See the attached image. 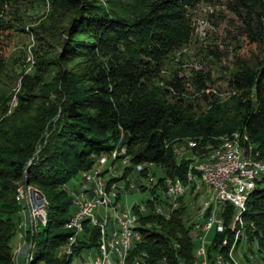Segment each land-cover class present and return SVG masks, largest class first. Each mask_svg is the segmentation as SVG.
Here are the masks:
<instances>
[{
  "label": "trees",
  "instance_id": "1",
  "mask_svg": "<svg viewBox=\"0 0 264 264\" xmlns=\"http://www.w3.org/2000/svg\"><path fill=\"white\" fill-rule=\"evenodd\" d=\"M198 1L145 0L130 13H118L88 0H50L52 12L69 13L58 53L39 62L58 68L48 82L53 98L47 106L31 99L35 83L45 77L36 65L22 77L12 112L0 118V264L12 263L10 240L22 221L21 203L15 199L21 182L44 197L46 209V223L25 236L26 244H33L29 264H66L56 254L71 235L64 224L72 197L62 186L77 172L89 171L101 153L124 147L131 164H154L166 176L184 179L191 160L175 158L176 138L195 140L188 149L200 153L220 135L238 130L247 135L248 148L250 140L252 155L264 161V56L254 65L237 61L229 80L237 97L227 108L205 92L207 74L162 76L164 60L190 35L187 8ZM236 6L246 11L248 38L264 42V0H237ZM4 68L0 57V75ZM189 87L201 93L203 108L193 104ZM243 206L234 218L232 205H227L226 228L214 237L218 247L212 245L217 253L225 252L241 231L249 241L260 238L264 247V180ZM179 213L169 219L138 217L142 236L137 251L146 253L145 264H193L194 241ZM95 237L96 231L92 242ZM260 256L255 264H264V254Z\"/></svg>",
  "mask_w": 264,
  "mask_h": 264
},
{
  "label": "rangeland",
  "instance_id": "2",
  "mask_svg": "<svg viewBox=\"0 0 264 264\" xmlns=\"http://www.w3.org/2000/svg\"><path fill=\"white\" fill-rule=\"evenodd\" d=\"M88 1L106 10H110L112 7L118 13L124 10L130 13L135 10V7H142L145 3V0ZM236 4L237 0H199L188 7L190 35L181 46L169 54L163 63L162 76L165 78H169L173 73L185 76L187 79H190L195 72L209 75L210 80L206 82L205 92L214 94L219 99L222 108L232 107L234 105L233 98L237 97L229 86V80L236 69L237 61L245 59L250 65H254L257 58L264 56V42L255 43L248 38L244 31L247 28L246 11L239 6L234 9ZM119 5L122 7L119 8ZM53 14L56 15L53 17ZM68 19L69 13L66 11L52 12L50 0H0V57L5 62L4 71L0 75V118L12 112L17 101L22 77L27 73L32 74L35 66L40 65L39 62L46 56H53L58 53L59 42L63 39L62 28H66ZM38 68H43L42 73L45 77L41 83H35L33 91L35 97H31V99L35 103L44 102V105L47 106L53 98L47 90L49 88L48 82L56 75L58 68H45L41 65ZM38 73L41 71L38 70ZM188 90L193 92V104H200L203 108L206 102L202 100L201 93L198 92L197 94V91L192 87H189ZM5 108L6 112L4 113ZM237 132L239 131L234 130L225 135ZM187 140L190 139L186 137L176 138L172 148L176 159L189 157L186 160H191V163L194 159V152L188 149ZM247 144L252 148L250 140ZM91 166L100 170L99 175L100 179L103 180L102 182L106 181L108 185H116L119 194L121 192L118 201L116 199L117 205L120 204V208L126 210H132L134 203L140 202L141 199L145 203L146 199L143 193L136 192L131 188V182L143 181L152 175L160 177L161 174L159 171L161 168L154 164H131L124 147H116L109 153H101V155L94 157ZM83 171L84 169L77 172L68 180L66 185L62 186L66 191H71L72 194L70 195L74 198H76L75 195L83 191L82 184L84 181L81 179ZM97 179L99 178L97 177ZM20 184L29 193L36 192L26 188L24 183L21 182ZM86 185L90 184L86 183ZM30 186L41 191L35 185ZM206 191L201 184L198 191L189 190L181 200H178L182 204L180 205L181 221L190 228V233L192 227L193 232H197V224L194 222L197 212L186 214V210L189 209L190 205H194L198 209L205 200L204 193ZM87 195L91 196V193ZM187 196H192L191 201ZM72 209L73 205L71 204L69 212ZM99 212L102 214L103 209L100 208ZM114 226L115 223L111 216L107 230L111 231ZM42 227H39L38 230ZM25 229L26 226L23 227L22 223H18L16 232L10 240L11 253L13 254L11 264L24 263L27 253L25 245L23 246L25 249L19 255H16V251L25 239V235L28 237L31 233ZM212 232V230L208 232L207 236L213 234ZM65 244L67 243L64 242L62 246ZM78 245H81L78 249L80 251L87 244L83 242L82 237H78L77 245L75 247L73 245V247L76 249ZM247 245L248 243L246 244V240L243 238L240 247L246 248ZM56 254L62 261L68 259L61 254V248L59 251L56 250ZM241 259L245 264V260Z\"/></svg>",
  "mask_w": 264,
  "mask_h": 264
},
{
  "label": "built area",
  "instance_id": "3",
  "mask_svg": "<svg viewBox=\"0 0 264 264\" xmlns=\"http://www.w3.org/2000/svg\"><path fill=\"white\" fill-rule=\"evenodd\" d=\"M245 136L244 132L239 131L237 139H233V143H236V151H231L230 154H221V159H224V166L214 167L210 174H204L205 186H210L214 190V199L207 200V206L204 208L206 216H209V226L205 227L204 234L197 245L199 264H218L216 250L212 253L208 251L213 242V237H208L207 233L211 230L220 232L225 228L223 211L226 203H231L237 212L241 200L247 195V191L252 190L258 181L264 179L262 174L253 169L252 148H246ZM240 158H251V165H240ZM196 172H202V170L192 169L193 182H195ZM99 173V169H91V175H84L83 172V179L88 183L90 176H98L99 189H92L90 185H84V190L75 195L74 212L66 222L67 228L73 230V236L70 237L68 244L62 248V253L66 256L72 253L71 244L76 237L75 221H82L83 225L86 221L88 225L99 228L97 248L93 254L88 250V257L81 262L72 258L68 264H130L128 262V250L136 245L135 237L142 236L138 229V215L131 210L121 209L120 205L116 204V186L102 182ZM151 180H153L152 177H150ZM130 185L133 190H138L141 186L140 181L131 182ZM145 189L148 191V198L152 201L150 208L152 213L160 215L172 213V206H170L172 189L169 177H166L162 184L157 185L155 190H148V184H145ZM158 189H165L167 198H159ZM88 193H91V196H88ZM187 197L191 201L192 196ZM22 200L26 204L32 228L37 222H41V204L30 196L22 195ZM103 203H110V206L116 209V217L113 218L115 226L111 231L107 230L110 218L106 217V212L102 214L99 212L100 208L103 209ZM138 208L139 212L144 213V209L148 207L141 204ZM116 224H124V235H116ZM222 243H224V239ZM229 251H234V248L227 249V252ZM256 252L257 248H253L252 260L256 259ZM209 254L212 260H209Z\"/></svg>",
  "mask_w": 264,
  "mask_h": 264
},
{
  "label": "bare ground",
  "instance_id": "4",
  "mask_svg": "<svg viewBox=\"0 0 264 264\" xmlns=\"http://www.w3.org/2000/svg\"><path fill=\"white\" fill-rule=\"evenodd\" d=\"M240 132H244V131H240ZM237 133H232L231 135H228V136L225 135L224 137H218L217 142L215 144L207 143L206 146L203 147V149H204L203 152H200V153H198V151L194 152L193 153L194 159L192 160L191 163L188 164L184 179H180L178 177H169L168 175L166 176L163 173V171L160 169L159 170L161 173L160 177H157L156 175H152V176H150L153 178V180H151V181H150V177H148L147 179L145 178L146 180L140 181V185H141L140 188L138 190H134L136 192L143 193V196H145V198H146L145 203H143L142 199H141L140 202L134 203V207H132L131 211L135 212L138 215V217H143L144 216L143 214H149V215L160 216V217H163L164 219H169L171 217L172 213L176 212L177 210L180 212L179 216H181L180 205H182V204H180V202L178 200H181L183 198V196L186 194V192H188L189 190L198 191V189H200L201 184H202V186H204V189L207 190L206 193H204V197L205 196L206 197H205V200L201 203L200 207L197 209L196 206L190 205L189 209L187 208V210H186L187 213L185 211L186 214H190V213L195 212V211L197 212V217L194 219V222L197 224V229H196L197 232H193V227H192V232H191L192 238L194 241L193 264H199V254H198V250H197V245H198V242H199L201 236L204 234L205 227L209 226V216H206V210L204 208H205V206H207V200H213L214 199V190L212 188H210V186H205L204 174H210L211 171L214 169V167L224 166V159H221V154H230L231 151H236V143H233V139H237ZM187 144H188V147H195L196 141L190 139ZM190 156H191V154H190ZM240 165H251V158H240ZM252 166H253L254 171H256L257 173L262 174L264 176V162H263V160L257 159L255 156L252 155ZM88 168L95 169L93 166L88 167ZM91 169L89 171H85L84 175H91ZM192 169L193 170H202V172H197V176L195 175V182L192 181ZM97 177L98 176H90L89 177V184H90L92 189H99V179H97ZM166 177H169L171 189H172V193L170 196V206H172V213L170 215L154 214L151 212V209H150L152 206V201H150V203H148V200H150V199L148 198V191H147V189H145V184H148V190H155L154 187H156L159 184H162V182L164 181V179H166ZM81 179H82V181H84L82 186H84V185H86V183H88L83 179V173H82ZM262 180H264V179H262ZM262 180H260V181H262ZM258 182L256 183V185L258 184ZM251 191L252 190L247 191L246 197L250 194ZM69 193L72 194L71 191H69ZM120 194H121V192H120ZM120 194H119V191L117 190V197H116L117 201H118ZM126 194H128V193H126ZM22 195L23 196H30L33 199H35L38 203L41 204V212H42L41 222H37L34 225V227H32V228L30 225V220H29L26 204L22 200ZM158 196H159V198H167V191L165 189H158ZM245 198L243 200H241V203H240L239 209L237 210V213L244 210L243 203H244ZM15 199L19 203H21V208L19 209L20 210L19 213L23 214L22 215L23 219H22L21 223H22L23 227L26 226L25 231H30L31 232L30 234H32L34 229L40 223L41 224L46 223L45 201H44V197L41 194H39L38 192H34L33 194H31L28 191H26L25 188L20 184V185H17V187H16ZM71 200H72L71 204L73 205V209L69 213L68 220L72 216V214L74 212V204H76V198L72 197ZM116 204H117V202H116ZM141 204L148 207L147 209H144V213L139 212L138 207ZM228 204L232 205L231 203L227 202L225 205V209H226ZM186 207H188V206H186ZM232 207H233V205H232ZM23 209H24V211H23ZM225 209L223 211V215H224ZM233 210H234L233 216L235 218L236 210L234 209V207H233ZM103 212H106L107 218H110L111 216H112V218L116 217V209L113 206H110V203H103ZM238 220H239V224L242 226L241 218H239ZM66 222L64 224V228L71 231V235L66 240V243L68 244L70 237L73 236V230L67 228ZM138 225H139V220H138ZM225 228H226V226H225ZM225 228L220 232H217V231L212 232L213 234H210L208 236L210 238L213 237V242L209 246V249H208L209 253H212L213 251L216 250V249H212L213 244H215V246L218 247L219 243L216 244L214 241L215 235L218 233H222L225 230ZM138 229L141 230V227L139 226ZM94 230L96 231V237L94 239V242L92 243V237H93V231ZM116 235H124V224H116ZM75 236H76L75 240L71 244L72 253L70 255L66 256L65 254L62 253V248L65 247L67 244L60 247L61 248V254L68 257L66 264H68L72 258H75L79 262H81L83 259H86L88 257V250H90V252L92 254L94 253V251L97 248V243H98L97 241H98V237H99V228L97 226L88 225V223L86 221H84V225H83L82 221H75ZM78 237H82L83 242L87 245L83 246L80 251L76 252L75 251L76 249L74 247L77 245ZM243 238L246 240V244L248 243L246 248L240 247V243H241V240ZM259 239L260 238L255 237L251 241H249L248 239H246V236L244 235L243 231H241L239 233V238L237 236L234 237V239L232 240V243L227 248V249L234 248V251L227 252V249H226L225 252L224 251H220L218 253L216 252V259H217L218 264H227V262H228V264H244L242 262L241 258H243L245 260V262H246L245 264H250V263L255 264L256 262H259V259H260L259 257H261L260 255L264 254V247L261 245ZM140 242H141V236L135 237V244L136 245L132 246L128 250V262L130 264H137V263L138 264H145V262H146L145 261L146 253L143 251H140V252L137 251V245ZM24 243H26V240H24ZM73 245H74V247H73ZM27 246H28L29 251L26 253V257H25L26 260L23 264H29L31 250L33 248L32 242L27 243ZM21 247H22V245L18 246L17 251H16V255H19L22 252ZM253 248H257L255 260H252ZM243 250H244V252H243ZM209 260H212V257L210 256V254H209ZM181 264H185V261L182 260Z\"/></svg>",
  "mask_w": 264,
  "mask_h": 264
},
{
  "label": "crops",
  "instance_id": "5",
  "mask_svg": "<svg viewBox=\"0 0 264 264\" xmlns=\"http://www.w3.org/2000/svg\"><path fill=\"white\" fill-rule=\"evenodd\" d=\"M24 240H25V239H24ZM24 240H23V242H22V244H21V245H22V247H21V248H22L21 251H23V249H25V248L27 247V246H25V248H23L24 245H27L26 243H24Z\"/></svg>",
  "mask_w": 264,
  "mask_h": 264
}]
</instances>
